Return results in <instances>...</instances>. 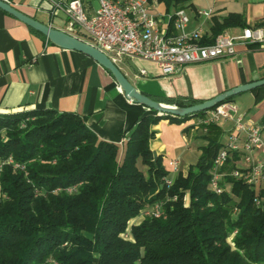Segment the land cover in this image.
Masks as SVG:
<instances>
[{"label":"trees","instance_id":"16d2710c","mask_svg":"<svg viewBox=\"0 0 264 264\" xmlns=\"http://www.w3.org/2000/svg\"><path fill=\"white\" fill-rule=\"evenodd\" d=\"M159 1L172 12L193 0ZM237 26L247 27L241 16L216 19L212 36L200 44L212 45ZM155 100L179 107L203 102ZM207 113L150 111L123 145L100 139L72 112L0 115V264H264V189L231 175L238 156L221 169L224 192L211 189L224 146L216 124L207 132L201 126L202 155L172 185L162 157L154 158L150 142L161 120L182 123ZM157 203L164 204V217L146 216L130 226Z\"/></svg>","mask_w":264,"mask_h":264},{"label":"crops","instance_id":"0c3cea01","mask_svg":"<svg viewBox=\"0 0 264 264\" xmlns=\"http://www.w3.org/2000/svg\"><path fill=\"white\" fill-rule=\"evenodd\" d=\"M7 1L41 22L67 31L64 13L52 14L55 3L64 0ZM94 2L87 0L91 13L96 8ZM150 7L160 19L161 28L169 26L177 32L167 18L177 10L168 12L166 4L159 0L151 1ZM184 10L190 16L187 33L202 31L199 43L212 36L216 19L241 16L247 27H230L222 33L234 36L264 21V0H193ZM200 11L211 13L202 15ZM118 66L140 91L154 99L207 101L237 86L264 79V43L251 47L239 41L233 57L182 66L168 76L156 64L137 59L125 58ZM255 90L236 96L232 103L238 114L261 128L264 138V86ZM33 109L76 113L86 118L88 127L100 139L120 145L126 143L138 121L150 113L127 98L113 76L92 58L54 45L0 9V113ZM199 120L173 123L163 119L153 128L156 135L150 142L151 150L162 157L173 181L180 172L187 174L207 144ZM216 125L225 145L234 122ZM175 160L180 162L179 171L172 165ZM259 188L264 189V184Z\"/></svg>","mask_w":264,"mask_h":264},{"label":"built area","instance_id":"2783aa9c","mask_svg":"<svg viewBox=\"0 0 264 264\" xmlns=\"http://www.w3.org/2000/svg\"><path fill=\"white\" fill-rule=\"evenodd\" d=\"M98 7L91 13L87 0H64L56 2L53 15L64 13L67 31L82 39L105 54L119 65L123 59H137L156 64L164 75H173L180 67L233 57L239 41L245 44L264 43V29L245 28L240 35L221 34L212 45H201L198 41L201 30L187 33L190 16L180 9L167 16L168 23L173 22V32L161 28L158 16L151 10V1L158 0H94ZM202 15L211 12L200 11ZM145 71H143L144 73ZM1 115V113H0ZM233 121L234 129L227 143L218 153L212 171L211 189L222 194L223 174L221 169L230 158L238 156L237 167L232 176L254 187L264 184V138L260 127L254 125L232 102H224L208 111L200 118L199 124L208 131L211 124ZM8 163H14L12 159ZM4 163H0V171ZM175 171H179L180 162H172ZM242 165V166H241ZM19 167V164L15 165ZM172 185L173 180L167 179ZM146 216L161 218L165 216L164 204L157 203L144 213Z\"/></svg>","mask_w":264,"mask_h":264},{"label":"water","instance_id":"95a60500","mask_svg":"<svg viewBox=\"0 0 264 264\" xmlns=\"http://www.w3.org/2000/svg\"><path fill=\"white\" fill-rule=\"evenodd\" d=\"M0 9L15 17L35 31L40 32L54 45L62 49L78 51L89 56L113 76L127 98L158 114L172 115L175 117H186L188 115L210 111L228 99L264 86V79L252 81L230 89L213 99L188 107H179L176 105L162 103L140 91L107 54L92 44L75 37L64 30L57 29L51 25L41 22L40 20L19 10L7 0H0ZM153 154L156 160L157 155L155 153Z\"/></svg>","mask_w":264,"mask_h":264},{"label":"rangeland","instance_id":"374dc122","mask_svg":"<svg viewBox=\"0 0 264 264\" xmlns=\"http://www.w3.org/2000/svg\"><path fill=\"white\" fill-rule=\"evenodd\" d=\"M94 4H95V7H98V3H97L96 1L94 2ZM1 137H4V134H3V133L1 134ZM241 166H242V165H241ZM140 168H141L143 171H145V173H146L147 168H146L145 166H143V165L140 164ZM145 217H146V215H145L144 213H142L139 217L133 219V220L130 222V226H132V225H134V224H139L140 222L143 221V219H144ZM87 236L90 237V238L92 237V236L89 235V234H87Z\"/></svg>","mask_w":264,"mask_h":264}]
</instances>
